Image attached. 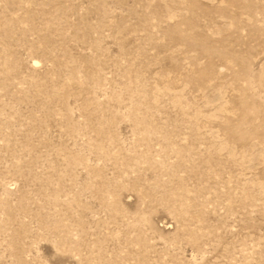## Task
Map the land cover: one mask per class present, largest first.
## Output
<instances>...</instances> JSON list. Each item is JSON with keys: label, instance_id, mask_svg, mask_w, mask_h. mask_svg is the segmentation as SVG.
I'll use <instances>...</instances> for the list:
<instances>
[{"label": "rangeland", "instance_id": "rangeland-1", "mask_svg": "<svg viewBox=\"0 0 264 264\" xmlns=\"http://www.w3.org/2000/svg\"><path fill=\"white\" fill-rule=\"evenodd\" d=\"M0 264H264V0H0Z\"/></svg>", "mask_w": 264, "mask_h": 264}]
</instances>
